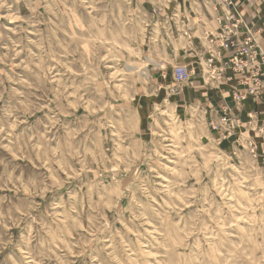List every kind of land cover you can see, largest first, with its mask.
<instances>
[{
	"label": "rangeland",
	"instance_id": "rangeland-1",
	"mask_svg": "<svg viewBox=\"0 0 264 264\" xmlns=\"http://www.w3.org/2000/svg\"><path fill=\"white\" fill-rule=\"evenodd\" d=\"M204 1L0 0V264H264V137L180 49Z\"/></svg>",
	"mask_w": 264,
	"mask_h": 264
},
{
	"label": "crops",
	"instance_id": "crops-1",
	"mask_svg": "<svg viewBox=\"0 0 264 264\" xmlns=\"http://www.w3.org/2000/svg\"><path fill=\"white\" fill-rule=\"evenodd\" d=\"M232 1L238 9L243 23L254 35H257L259 46L264 51V0ZM202 5L207 7V13L202 14L199 8L190 9L181 13L184 16V19L186 17L182 23H185L188 26L189 35H179L181 43L180 49L183 54L191 52V54H196V56H198L200 63L203 64L204 75L206 76L205 79H207V81L214 80L221 82V90H219L220 93H218L220 94V97H218L216 101L218 108H220V114L223 111L231 110L241 121L239 133L244 135L249 134L254 138H261L260 135L264 137V101H255L249 97L242 105L236 107L232 100V91L238 88L239 76L233 73L230 69L224 70V73L221 74V79L216 77L212 78L207 74L206 60L209 57L211 50H216L215 65H217V67L222 60L229 56L230 52L218 50L207 42V35L214 34L220 29L223 18L222 15L225 8H219L216 4V0H205ZM187 67L192 71V74H194L195 70H198L196 68L193 69V66ZM194 67L199 66L195 64ZM255 142L258 143V141Z\"/></svg>",
	"mask_w": 264,
	"mask_h": 264
},
{
	"label": "built area",
	"instance_id": "built-area-1",
	"mask_svg": "<svg viewBox=\"0 0 264 264\" xmlns=\"http://www.w3.org/2000/svg\"><path fill=\"white\" fill-rule=\"evenodd\" d=\"M219 8H225L220 29L207 35V42L221 51L230 52L229 56L215 65L216 50H211L206 60L207 74L212 78L221 79L225 69H230L239 76L238 88L232 91V100L236 107L249 97L255 101H264V51L258 43L257 35L243 23L239 11L232 0H217ZM172 79L177 86L186 83L192 76V71L185 65L173 67ZM177 88V87H176ZM221 125H236L241 123L231 110H226L219 116ZM213 129L214 126L211 123Z\"/></svg>",
	"mask_w": 264,
	"mask_h": 264
},
{
	"label": "bare ground",
	"instance_id": "bare-ground-1",
	"mask_svg": "<svg viewBox=\"0 0 264 264\" xmlns=\"http://www.w3.org/2000/svg\"><path fill=\"white\" fill-rule=\"evenodd\" d=\"M217 1V0H216Z\"/></svg>",
	"mask_w": 264,
	"mask_h": 264
}]
</instances>
